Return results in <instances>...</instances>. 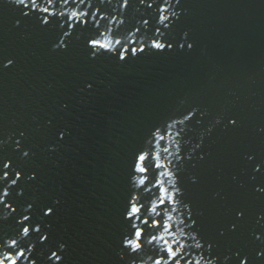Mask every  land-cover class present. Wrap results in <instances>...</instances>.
<instances>
[{
	"label": "water",
	"instance_id": "1",
	"mask_svg": "<svg viewBox=\"0 0 264 264\" xmlns=\"http://www.w3.org/2000/svg\"><path fill=\"white\" fill-rule=\"evenodd\" d=\"M37 2L56 15L0 0V256L165 264L183 243L170 264H264V0Z\"/></svg>",
	"mask_w": 264,
	"mask_h": 264
},
{
	"label": "clouds",
	"instance_id": "2",
	"mask_svg": "<svg viewBox=\"0 0 264 264\" xmlns=\"http://www.w3.org/2000/svg\"><path fill=\"white\" fill-rule=\"evenodd\" d=\"M11 2H14L17 6L24 5L25 7H28V0H11ZM47 3L49 5H53V0H47ZM124 6L127 7V0H125V5ZM32 8L34 10L35 9H39V11L41 13H47L50 16L56 15V12L55 11H50L49 7L41 6L40 4H38L37 0H32ZM160 12H161V15H160V21L159 22L161 24H165L170 19V15L171 16H177V17L179 15L177 12L171 11L170 8H168V7H162L161 10H160ZM169 13H170V15H169ZM65 14H68L70 20H75V21H81L82 20L81 19L82 17L87 16V12H81L79 10H69L68 13H64V12H61L60 13L61 16L65 15ZM44 23L47 24L48 23V20L45 19ZM113 23H116V21L114 20ZM119 23H123V21L121 20V21H119ZM159 35H163V34L162 33H159ZM97 40L98 39H95V40H92L90 42V46L93 47L97 51V53H99L101 51H104V52H109L111 54H116L117 48L120 45V41L119 40L116 41V45L115 46L109 47V48L96 47L95 45L97 44ZM61 46H63V41H61ZM152 48L154 50H156V51H164L166 48H170V46L169 45H166L162 41H153L152 42ZM189 48H191V45H189ZM144 50L145 49L143 47H141L139 49H136V48H132L131 49L133 56H136L139 53H142ZM127 53H128V49L127 48H125L124 51L120 53V60L121 61H124V60L127 59ZM10 64H11V62H9V65ZM189 119H191V116H186L183 120L176 121L173 124H171L169 127L174 130L177 123L184 124ZM232 123L235 124V121H232ZM158 133H160V132L157 131L155 133V136L156 137H157V134ZM168 134L169 135H172L173 134V131H169ZM176 135L177 134H174L173 135V141L175 142V145H176V148H177V153H178L179 150H180V148H179V142L176 139ZM61 138H63V137H61ZM24 155L27 156L28 153L25 152ZM146 155H147V153L146 152H143V153H141L138 156V160H137V163H136V166H135V172L137 171V166L142 162L141 157H143V159H145V156ZM8 166L9 165H7V164L5 165V167H8ZM144 171H145V169H144ZM19 179H20V174L18 173L17 174V180H19ZM174 180H175V185H176V182L177 181H176L175 176H174ZM12 183L15 184L16 181H12ZM142 184L143 183H141V185ZM174 193L177 196L179 194V189H176V191H174ZM8 195H9V193L7 191H5L4 196L6 197ZM0 203H3V200L2 199H0ZM177 204L179 205L178 200H177ZM8 207H11V206L8 205ZM12 211L14 212L15 209H12ZM174 211H175V209H174ZM45 214L46 215H51L52 214V210L49 209ZM128 218L130 219L129 213H128ZM29 219H30V217L25 216L23 218V220L21 221V223H23L24 221H27ZM144 223H147V221L144 220ZM182 223H183V221H182ZM31 231H32V229L29 226H25L23 228V231H22V234H21V239L29 237L30 234H31ZM35 231L37 233L40 232V227L37 226L35 228ZM142 233H143V229H141V228L138 227L137 230L135 231V238L134 239H126L125 240V247L130 248L133 253L139 252L142 249V244L140 242L141 241V237H142ZM43 239L46 240L47 239V236H45ZM156 239H157V237L156 236H153L152 239H151V241H149V243H151L152 241H154ZM6 243H7L8 247H11L13 249L19 247L18 241L15 240V239L8 240ZM165 243H167V241H165ZM60 247L63 250L65 246L64 245H61ZM184 247H185V244L182 243L180 249H178L176 251V253H172L170 247L167 249V251L170 253V255H168V257H169V259H168L169 264H170L171 260L175 259L176 254L180 253L181 252V249H184ZM196 247L199 248V247H201V245L199 243H197L196 244ZM30 252H31V249L29 250V253ZM27 255L28 254H26V252L23 251V250L19 251L18 254H16V255H12L10 253L5 252L2 256H0V264H18V261H20L21 258H24L25 260H27ZM49 259L50 260H53L55 262V264H61V261H62L63 257H61L58 253L53 252L52 255H51V257H49ZM161 260L162 259L155 260V264H160ZM32 264H36V262L35 261H32ZM176 264H179V261H177ZM189 264H191V262H189ZM196 264H205V262L203 260V257L196 258ZM206 264H214V262L208 261V262H206ZM244 264H246V261L244 262Z\"/></svg>",
	"mask_w": 264,
	"mask_h": 264
},
{
	"label": "snow or ice",
	"instance_id": "3",
	"mask_svg": "<svg viewBox=\"0 0 264 264\" xmlns=\"http://www.w3.org/2000/svg\"><path fill=\"white\" fill-rule=\"evenodd\" d=\"M159 135H160V133L157 134V137H158ZM160 138L163 139V137H160ZM141 160H142V161L144 160L143 157H141ZM140 170L143 172V171H144V168H141ZM143 182H144L143 179H141V180H140V183H143ZM134 201H135V198H134L133 201H132V206H131L130 211H129L130 219L133 217V214L136 213V212L138 211V209H137L136 206H135ZM173 210H174V209H173ZM139 218H140V217H138V216L136 217L137 220H139ZM180 247H181V245H180ZM178 249H180V248H177V250H178ZM177 250H176V251H177ZM165 264H169L168 260H165Z\"/></svg>",
	"mask_w": 264,
	"mask_h": 264
}]
</instances>
